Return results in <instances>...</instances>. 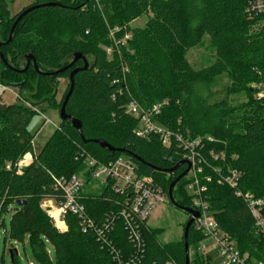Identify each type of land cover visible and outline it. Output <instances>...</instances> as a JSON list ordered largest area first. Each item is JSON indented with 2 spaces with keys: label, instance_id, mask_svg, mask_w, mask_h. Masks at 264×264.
Returning a JSON list of instances; mask_svg holds the SVG:
<instances>
[{
  "label": "trees",
  "instance_id": "1",
  "mask_svg": "<svg viewBox=\"0 0 264 264\" xmlns=\"http://www.w3.org/2000/svg\"><path fill=\"white\" fill-rule=\"evenodd\" d=\"M250 1L37 0L29 6L59 3L29 11L17 22L12 41L1 46L8 65L0 56V85L19 90L15 103L0 98V221L4 225L3 216L14 211L9 238L21 243L28 238L42 264H116L95 231H82L77 216L68 214V230L60 232L41 202L64 199L55 178L82 173L87 156L108 163L126 155L141 175L154 179L171 203L169 187L188 164L173 172L168 169L188 161L186 151L176 139L165 147L154 134L140 137L139 120L127 112L133 101L143 109L167 101L155 119L173 133L202 139L198 151L204 162L198 175L218 225L242 254L264 262V239L245 199L247 193L264 198V96H258V85H264V14L250 17ZM11 2L0 0L3 43L28 8L12 15ZM143 16L148 18L144 27L131 26ZM206 36L215 60L196 69L188 52ZM76 53L89 61L87 69L83 59L73 63ZM30 55L34 59L28 66ZM80 67L66 112L81 121L82 135L71 120H61L35 153L36 135L29 129L32 120L44 103L60 111L71 86L70 74ZM222 75L232 79L229 93H245L247 100L232 104L228 97L215 98L214 88ZM62 78L68 79V87L57 101ZM98 139L125 152L112 153L94 142ZM28 153L33 155L31 163L18 171L16 164ZM231 169L240 173L236 187L218 182ZM191 181L188 173L174 187L176 206H193L186 188ZM83 196L88 215L97 222L106 213L117 212L122 201L108 187L96 193L88 186ZM116 226L115 245L128 253L132 248L123 222ZM159 232L143 226L142 264H185L184 236L180 242L163 243ZM204 239L192 225L188 242L195 255L191 263L213 264L198 251ZM47 243L55 247L54 260ZM13 264H19L16 251Z\"/></svg>",
  "mask_w": 264,
  "mask_h": 264
},
{
  "label": "built area",
  "instance_id": "2",
  "mask_svg": "<svg viewBox=\"0 0 264 264\" xmlns=\"http://www.w3.org/2000/svg\"><path fill=\"white\" fill-rule=\"evenodd\" d=\"M247 13L250 17L264 14V0H251ZM108 52L110 53L111 50L108 49ZM258 96H264L263 91H259ZM165 104L167 101L143 109L133 101L127 105V112L139 120L136 132L140 137L146 138L154 134L159 137L165 147H170L173 140L176 139L186 151L185 159L191 164L189 173L193 177V181L188 184L189 192L192 195V208L200 213L192 225L195 230L202 232L205 236L199 245V253L210 258L213 264H264V262L250 260L247 254H242L235 242L218 225L204 197L206 186L201 184L198 175L202 172L201 164L204 162L198 151L202 139L200 137L185 138L159 124L155 118ZM32 159L31 153L26 154L16 164L18 171L30 164ZM85 163L87 168L82 173L70 177L55 178L56 187L63 191L64 199L60 201L51 198L44 199L42 208L60 232L68 230L66 221L68 214L77 216L82 231H95L98 240L110 250L116 264H142L146 250L143 226L148 225V220L155 207L168 201L167 194L151 176L141 175L135 164L123 156L108 163H101L95 158L87 156ZM10 166L8 164L7 167L10 168ZM88 176H90V180H88ZM239 177V171L231 169L228 175L220 176L218 182L236 187ZM205 179L210 180V177H205ZM88 186L96 193H101L105 187L110 188L122 198V201L118 202L120 209L117 212L106 213L100 222L90 217L82 203L83 192ZM238 194L241 195V192ZM245 199L255 219L257 231L264 239V198H255L247 193ZM120 220L123 222L127 240L132 248L128 253L119 249L112 237L116 231L117 222Z\"/></svg>",
  "mask_w": 264,
  "mask_h": 264
},
{
  "label": "rangeland",
  "instance_id": "3",
  "mask_svg": "<svg viewBox=\"0 0 264 264\" xmlns=\"http://www.w3.org/2000/svg\"><path fill=\"white\" fill-rule=\"evenodd\" d=\"M27 2L29 7L37 0H15L12 1L9 7L12 15L22 7L21 2ZM147 16H143L134 20L131 23L132 27H144L147 23ZM126 40V39H125ZM124 40V41H125ZM188 59L190 63L196 69L205 68L215 60V52L209 48L208 37L204 38V41L197 47L192 48L188 52ZM232 84V79L228 75H222L219 77V84L214 88L215 98L220 99L228 97L232 104H239L247 100L245 93L232 94L229 93V87ZM68 79L62 78L60 86L58 88L57 101H60L67 89ZM257 87V85H256ZM258 89L264 93V85ZM18 89L15 87H5L0 85V97L8 104L15 103L18 97ZM61 123L60 112L55 108H49L47 103L40 105L38 113L32 120L29 129L35 134L34 139V152L39 153L51 134L56 130L57 126ZM124 158L129 159L128 156L122 155ZM189 192V185L186 186ZM190 193V192H189ZM43 202V201H42ZM41 202V204H42ZM13 210H10L3 216L5 224L0 221V264H13V255L17 252V258L19 264H42L37 260L33 254L32 246L27 238L24 243L14 241L9 238L10 221L13 214ZM189 215L187 212L176 207L169 201L160 203L155 207L148 220V225L152 229H160L159 239L163 243L180 242L184 236L185 223L187 222ZM47 250L51 260L55 258V247L51 243H47ZM195 253L193 249H190V260ZM173 264V263H170ZM191 264H196L192 262Z\"/></svg>",
  "mask_w": 264,
  "mask_h": 264
},
{
  "label": "water",
  "instance_id": "4",
  "mask_svg": "<svg viewBox=\"0 0 264 264\" xmlns=\"http://www.w3.org/2000/svg\"><path fill=\"white\" fill-rule=\"evenodd\" d=\"M59 4L58 2H54V3H48V4H42V5H34L32 7H28L26 10H24L17 18V20L15 21L12 29H11V32H10V37L8 39L7 42L3 43L0 41V56L1 58L3 59L4 63H7V61L5 60L4 58V55L2 54L1 52V46L3 44H7L8 42H11L12 41V36H13V32H14V29H15V26L17 24V22L24 16L26 15L29 11L33 10L34 8L36 7H40V6H46V5H57ZM33 56H28L27 57V62H28V66L29 64L31 63L32 61ZM80 59H83V56L81 53H76L74 54V62L80 60ZM84 61V67L85 69H87L89 67V61L87 59H83ZM66 68L62 69L61 71L65 70ZM82 69L81 67L80 68H77L75 69L74 71L71 72L70 74V81H71V86H70V89L65 97V100L60 108V117H61V120L64 121V120H71L72 122V125L79 131V133L82 135V123L79 119L69 115L67 112H66V105H67V102L73 92V89H74V75L76 74V72L78 70ZM86 142H88L87 140H85ZM94 142L98 143L102 148L104 149H107L108 151L112 152V153H115V152H125L123 149H117L115 147H113L110 143H108L106 140H103V139H98V140H94ZM183 164H188V167L186 168V170L181 173L170 185L169 187V199L171 201V203L173 205L176 206L175 204V201H174V198H173V190H174V187L176 186V184L180 181L181 178H183L184 176H186L190 169H191V164L189 161H186L184 160L183 162L181 163H178L177 165H175L174 167L168 169V172H173L175 170H177L181 165ZM26 201H19V204H25ZM180 209H182L183 211L187 212L191 217L188 219L186 225H185V228H184V240H185V251H186V262L185 264H191V260H190V248H189V242H188V238H189V231H190V228L194 222V219L196 217H198L200 215L199 211L195 210L194 208L192 207H181V206H176Z\"/></svg>",
  "mask_w": 264,
  "mask_h": 264
},
{
  "label": "crops",
  "instance_id": "5",
  "mask_svg": "<svg viewBox=\"0 0 264 264\" xmlns=\"http://www.w3.org/2000/svg\"><path fill=\"white\" fill-rule=\"evenodd\" d=\"M12 1H15V0H12ZM28 5V3L27 2H24V1H22L21 2V4H20V7H22V8H20L19 10H18V12H20L23 8H25L26 6ZM18 12H16V13H18ZM12 14V13H11ZM15 14V13H14ZM1 98V97H0ZM2 99V98H1ZM32 158H33V155H32Z\"/></svg>",
  "mask_w": 264,
  "mask_h": 264
}]
</instances>
